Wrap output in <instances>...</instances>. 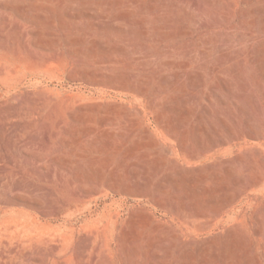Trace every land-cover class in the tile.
Here are the masks:
<instances>
[{
  "label": "rangeland",
  "instance_id": "374dc122",
  "mask_svg": "<svg viewBox=\"0 0 264 264\" xmlns=\"http://www.w3.org/2000/svg\"><path fill=\"white\" fill-rule=\"evenodd\" d=\"M0 264H264V0H0Z\"/></svg>",
  "mask_w": 264,
  "mask_h": 264
},
{
  "label": "bare ground",
  "instance_id": "6f19581e",
  "mask_svg": "<svg viewBox=\"0 0 264 264\" xmlns=\"http://www.w3.org/2000/svg\"><path fill=\"white\" fill-rule=\"evenodd\" d=\"M5 173V172H4ZM16 190V189H15ZM32 242V236L30 235L29 236V243H31Z\"/></svg>",
  "mask_w": 264,
  "mask_h": 264
}]
</instances>
